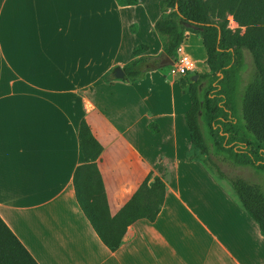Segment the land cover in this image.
<instances>
[{"label": "crops", "instance_id": "0c3cea01", "mask_svg": "<svg viewBox=\"0 0 264 264\" xmlns=\"http://www.w3.org/2000/svg\"><path fill=\"white\" fill-rule=\"evenodd\" d=\"M162 1L0 0V216L39 264H264L256 221L208 165L187 158L183 76L165 66L136 82L115 76L141 44L144 56L162 53ZM181 49L208 72L201 37L188 34ZM83 119L102 145L112 215L150 172L167 186L157 219L130 225L116 251L77 201Z\"/></svg>", "mask_w": 264, "mask_h": 264}, {"label": "trees", "instance_id": "16d2710c", "mask_svg": "<svg viewBox=\"0 0 264 264\" xmlns=\"http://www.w3.org/2000/svg\"><path fill=\"white\" fill-rule=\"evenodd\" d=\"M117 2L120 6L138 4V0ZM160 8L154 30L163 40L162 53L144 56L148 46H137L134 59L123 67L124 77L131 82L142 80L148 72L161 68L162 60L177 58L188 34L202 38L208 72H190L180 79L191 99V108L185 115L192 142L187 158L203 161L217 178L230 183L241 206L264 236L261 187L229 176L220 165L230 163L264 172V0H164ZM229 17L238 23L237 29L229 28ZM187 23L197 24L198 28L187 27ZM243 28L247 29L245 34ZM245 51L252 59V76L241 92L240 81L248 68ZM104 80L110 81L109 75ZM149 128L158 132L153 123ZM78 138L85 162L74 176L77 201L104 245L116 251L130 225L139 219H157L164 205L166 183L150 172L131 199L112 215L97 165L102 145L85 119ZM0 264H39L1 216Z\"/></svg>", "mask_w": 264, "mask_h": 264}, {"label": "rangeland", "instance_id": "374dc122", "mask_svg": "<svg viewBox=\"0 0 264 264\" xmlns=\"http://www.w3.org/2000/svg\"><path fill=\"white\" fill-rule=\"evenodd\" d=\"M238 27H239V25L237 27H233L232 23L230 21V18H229V28H231L232 30H235ZM242 31H243V29H242ZM246 54H248V53L246 52ZM246 64H247L248 68L244 72V74L242 75V78H241V81H240V91L241 92L244 91L248 81L251 79V76H252L251 60H250V56L249 55H248V57L246 59ZM164 70L166 72H170L171 68L169 66H165ZM195 73H198V71L196 70V67L192 71V74H195ZM238 110L241 111V104H238ZM220 165H221L222 169L224 171H226V173L229 176H231V177H241V178L249 181L252 184H257V185H259L261 187L262 191L264 192V172H262V171L261 172H256L254 169H252L250 167L233 166L230 163H220ZM208 167H209V165H208ZM224 182H226V185H228V186H230V188H232V186L230 185V183L227 180H224Z\"/></svg>", "mask_w": 264, "mask_h": 264}, {"label": "built area", "instance_id": "2783aa9c", "mask_svg": "<svg viewBox=\"0 0 264 264\" xmlns=\"http://www.w3.org/2000/svg\"><path fill=\"white\" fill-rule=\"evenodd\" d=\"M181 47L178 49V57L175 62L170 65L171 72L173 74H178L181 76H186L188 73L192 72L195 68V63L191 57L181 53Z\"/></svg>", "mask_w": 264, "mask_h": 264}, {"label": "water", "instance_id": "95a60500", "mask_svg": "<svg viewBox=\"0 0 264 264\" xmlns=\"http://www.w3.org/2000/svg\"><path fill=\"white\" fill-rule=\"evenodd\" d=\"M176 10L179 11L178 6L176 7ZM186 26L190 27V28H194V29L198 28L197 24H192V23H187ZM175 59L176 58H166V59L162 60L161 66L164 67V66L172 65L175 62ZM115 76L119 77V78H123L125 76V73L121 68H119L116 70ZM197 79H198V76L195 75L194 80L197 81Z\"/></svg>", "mask_w": 264, "mask_h": 264}]
</instances>
